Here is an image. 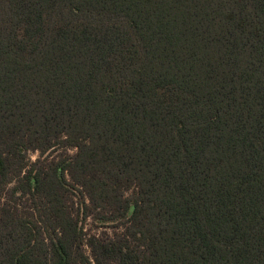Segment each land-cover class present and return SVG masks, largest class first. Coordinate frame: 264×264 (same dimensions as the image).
Masks as SVG:
<instances>
[{
	"label": "trees",
	"instance_id": "obj_1",
	"mask_svg": "<svg viewBox=\"0 0 264 264\" xmlns=\"http://www.w3.org/2000/svg\"><path fill=\"white\" fill-rule=\"evenodd\" d=\"M59 143L73 160L25 163ZM13 172L22 195L69 172L132 212L142 253L92 238L97 264H264V0H0V184ZM56 217L53 257L12 219L0 264H70L82 231Z\"/></svg>",
	"mask_w": 264,
	"mask_h": 264
},
{
	"label": "rangeland",
	"instance_id": "obj_2",
	"mask_svg": "<svg viewBox=\"0 0 264 264\" xmlns=\"http://www.w3.org/2000/svg\"><path fill=\"white\" fill-rule=\"evenodd\" d=\"M76 151L74 147L59 143L44 155L39 150H30L25 163L29 166L37 163L38 168L51 171L58 163L73 160ZM11 177V181L0 184V235L8 233V230H4L5 224L14 220L24 228L21 229L22 235L33 232L32 243L35 244L37 255L53 257L55 254L52 251V242L61 234V221L56 215H71L74 223L78 224V229L82 231V239L81 242L72 244L70 264H97L91 246L92 238L106 242L127 240L130 249L142 253V241L138 235L133 234L136 227L130 218L132 212L123 215V209L117 205L93 204L85 189L74 181L69 172L66 173L65 188L53 196L57 200L49 199L45 195H22L21 192H14L20 177L15 172ZM134 189L132 186L125 194H132ZM13 228L11 223L8 229ZM145 249L146 247L144 251ZM103 264L120 262L111 260Z\"/></svg>",
	"mask_w": 264,
	"mask_h": 264
}]
</instances>
